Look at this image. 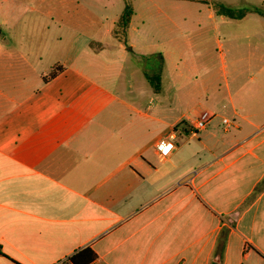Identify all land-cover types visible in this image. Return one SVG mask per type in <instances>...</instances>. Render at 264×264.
<instances>
[{"label": "crops", "instance_id": "0c3cea01", "mask_svg": "<svg viewBox=\"0 0 264 264\" xmlns=\"http://www.w3.org/2000/svg\"><path fill=\"white\" fill-rule=\"evenodd\" d=\"M8 1L19 0H0V264H71L87 247L91 264H264V15L194 0L211 27L192 38L160 11L173 25L165 43L178 48L177 33L204 52L200 90L167 97L144 75L166 98L156 108L152 93L144 106L131 86L105 83L114 71L102 68V45L122 11L107 29L82 0H29L7 16ZM161 140L172 144L166 157Z\"/></svg>", "mask_w": 264, "mask_h": 264}, {"label": "rangeland", "instance_id": "374dc122", "mask_svg": "<svg viewBox=\"0 0 264 264\" xmlns=\"http://www.w3.org/2000/svg\"><path fill=\"white\" fill-rule=\"evenodd\" d=\"M81 2L93 8L92 10L98 15L101 14L103 18L108 19L105 22L107 29H110L112 17L117 14L116 12L123 11L126 5H129L132 9V25L127 35L115 34L114 32V40L108 37L107 44L103 43L102 45V47H107V50L102 51L100 57L103 59V63L106 64L102 68L106 71L111 68L114 71V75H110L107 82H105L110 89L121 93L128 86H131L132 90L136 91L138 95L134 100L144 106L148 100L147 96L152 93L145 80V74L151 78L154 87L155 85L158 88L161 86L167 97H173L174 91L200 90L194 79L199 78V74L202 72L197 67L196 61L200 56L199 54L204 52L200 49L201 46L194 45V47L185 49L181 46L182 44H178V35H175L177 33L174 35L171 33L172 38L174 37L177 40L175 45L180 48L179 50L173 44L168 45L165 43L164 35L161 33L163 27H173L172 24H176L191 33L190 37L193 38L199 28L197 25L200 24L201 28H210L211 22L207 20L206 14L201 17L197 16L196 11L200 5L195 3L194 0H82ZM232 2L233 6L242 9H247L249 8L248 5H251L254 9H257L256 12L264 15V0H233ZM30 5L34 6L35 3H30L29 0L8 1L2 4L1 10L8 11L7 16H10L12 11L22 13L24 10H29ZM160 11L169 16L172 24L163 19ZM235 13L236 15L240 14L238 11H235ZM29 16L25 14L24 18L27 19ZM198 18L201 20L200 23ZM218 33L222 41L223 27L218 26ZM202 42L212 48L211 51H206L208 55L212 53L214 59L220 56L221 51H216L213 39L209 40V37H207ZM181 52H183V55L185 53L182 59L183 61L186 60L187 65H181L180 73L182 76L178 77V73L173 72L172 68L173 62L178 61ZM223 52L225 53V47H223ZM166 55L169 56L167 64L170 63L167 67L168 70L162 69V57ZM211 64L209 62L207 66L210 68ZM186 66L188 67L186 68ZM165 71L170 72L171 76H168ZM115 73L120 74V76ZM111 76H115L114 80ZM150 96L154 100L152 104L154 107L161 108L162 105L166 104V98L162 97V93H152ZM171 100L173 99L170 98Z\"/></svg>", "mask_w": 264, "mask_h": 264}, {"label": "trees", "instance_id": "16d2710c", "mask_svg": "<svg viewBox=\"0 0 264 264\" xmlns=\"http://www.w3.org/2000/svg\"><path fill=\"white\" fill-rule=\"evenodd\" d=\"M224 13L231 15L232 11L230 9H225ZM131 16H132V9L129 5H126L124 10L122 11L117 23H116V27L114 30L115 34L122 33V35H124V36L127 35V29H128L129 23H130ZM58 72H59L58 68L53 69L48 74V78L49 79L54 78ZM145 77H146L147 81L152 84L151 78L146 74H145ZM157 83L159 84V82H157ZM155 89H158V86L155 85ZM226 234H227V231L225 229L222 230V235L220 236V239H222L221 244H223L225 242ZM222 248H223V246H222ZM222 250H220V253ZM95 260H96V255L88 247L82 249L81 251H79L78 253H76L75 255H73L72 257L69 258V262L71 264H91Z\"/></svg>", "mask_w": 264, "mask_h": 264}, {"label": "built area", "instance_id": "2783aa9c", "mask_svg": "<svg viewBox=\"0 0 264 264\" xmlns=\"http://www.w3.org/2000/svg\"><path fill=\"white\" fill-rule=\"evenodd\" d=\"M211 118H212V115L206 112L202 113L199 119L193 123V128L197 131L204 129L207 123L211 120ZM223 124L229 125V121L227 119H223ZM171 148H172V144L166 143L165 140L159 141V143L156 146V149L158 150L159 155L162 157H166L169 154Z\"/></svg>", "mask_w": 264, "mask_h": 264}]
</instances>
